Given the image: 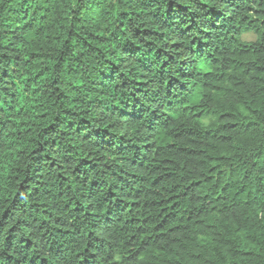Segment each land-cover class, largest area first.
I'll use <instances>...</instances> for the list:
<instances>
[{
  "label": "trees",
  "instance_id": "trees-1",
  "mask_svg": "<svg viewBox=\"0 0 264 264\" xmlns=\"http://www.w3.org/2000/svg\"><path fill=\"white\" fill-rule=\"evenodd\" d=\"M0 264H264V0H0Z\"/></svg>",
  "mask_w": 264,
  "mask_h": 264
},
{
  "label": "rangeland",
  "instance_id": "rangeland-1",
  "mask_svg": "<svg viewBox=\"0 0 264 264\" xmlns=\"http://www.w3.org/2000/svg\"><path fill=\"white\" fill-rule=\"evenodd\" d=\"M246 37L252 39V38H253V35H250V34H249V35H247Z\"/></svg>",
  "mask_w": 264,
  "mask_h": 264
}]
</instances>
